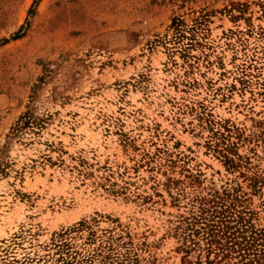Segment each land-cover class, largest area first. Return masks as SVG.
Masks as SVG:
<instances>
[{
    "label": "rangeland",
    "instance_id": "rangeland-1",
    "mask_svg": "<svg viewBox=\"0 0 264 264\" xmlns=\"http://www.w3.org/2000/svg\"><path fill=\"white\" fill-rule=\"evenodd\" d=\"M237 228H264V0H0V264H243Z\"/></svg>",
    "mask_w": 264,
    "mask_h": 264
},
{
    "label": "trees",
    "instance_id": "trees-1",
    "mask_svg": "<svg viewBox=\"0 0 264 264\" xmlns=\"http://www.w3.org/2000/svg\"><path fill=\"white\" fill-rule=\"evenodd\" d=\"M22 35L17 33L15 38L18 39ZM222 239L224 243L221 244V250L237 253L243 264H264V228L251 230L237 228L229 234H224ZM212 241L214 240H209L210 243Z\"/></svg>",
    "mask_w": 264,
    "mask_h": 264
}]
</instances>
